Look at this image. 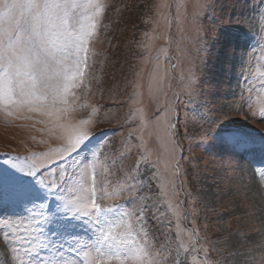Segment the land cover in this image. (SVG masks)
<instances>
[{
	"label": "snow or ice",
	"instance_id": "snow-or-ice-1",
	"mask_svg": "<svg viewBox=\"0 0 264 264\" xmlns=\"http://www.w3.org/2000/svg\"><path fill=\"white\" fill-rule=\"evenodd\" d=\"M210 6L149 5L139 65L108 88L106 106L95 102L110 59L100 45L121 9L112 0H0V121L43 146L0 154V264H264V133L214 121L200 137L244 161L233 169L239 179L214 192L193 188L184 166L191 132L186 113L181 133L178 109L182 93L198 95L195 58L206 48L193 45V56L172 32L191 17L199 34ZM253 6L264 32V0ZM252 61L241 65L247 86L233 110L264 124V43ZM113 122L126 129L119 146L102 127Z\"/></svg>",
	"mask_w": 264,
	"mask_h": 264
},
{
	"label": "rangeland",
	"instance_id": "rangeland-1",
	"mask_svg": "<svg viewBox=\"0 0 264 264\" xmlns=\"http://www.w3.org/2000/svg\"><path fill=\"white\" fill-rule=\"evenodd\" d=\"M154 2L155 0H112L121 9V13L117 14L113 10L109 14L111 27L107 37H104L103 45H100L107 49L110 59L104 69V98L100 99L97 92L96 103L110 105L108 88L116 82L123 86L125 76L132 78L131 65H139L136 58L140 53L137 42L141 40V34L152 27L151 24H144L143 20L152 15L149 5ZM194 2L195 0H189V12L192 11L191 4ZM210 3L211 6L199 18L203 31L197 34L189 17L183 24V33L178 31L175 23L172 32L176 41H181L183 35V43L188 45L193 56V45L198 46L199 42H203L206 48L203 58H195V69L199 76L198 95L189 102L187 95L182 93L183 103L178 109L181 133L184 132L186 113L191 132L189 139H183L182 156L187 179L193 188L206 193L216 191L217 184L226 186L228 178L239 179V174L233 169L237 163L244 164L239 157L229 155L227 149L210 139L201 142L200 137L204 133L214 131L213 122H223L230 128H241L257 136L264 133V124L245 119L233 110L239 103L241 90L247 86L241 65L246 69L249 62H254L252 57L259 54L260 43H264V32L257 26V13L253 6H258L259 0H210ZM162 43L158 41L156 46L160 47ZM174 49L175 45L173 51ZM244 111H247L246 107ZM102 127L113 130L109 131V136L119 146L120 132H126V129H120L115 122ZM28 136L27 130L5 125L0 121V154L11 152L24 155L26 149L23 142H28L29 147L34 150H41L43 146L32 145ZM243 176L250 185L254 184L250 168L245 166Z\"/></svg>",
	"mask_w": 264,
	"mask_h": 264
}]
</instances>
